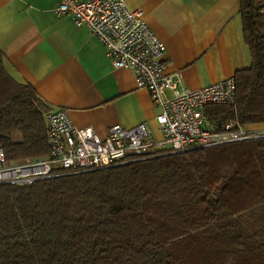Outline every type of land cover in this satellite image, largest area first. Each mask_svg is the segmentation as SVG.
I'll return each instance as SVG.
<instances>
[{
  "label": "trees",
  "instance_id": "obj_1",
  "mask_svg": "<svg viewBox=\"0 0 264 264\" xmlns=\"http://www.w3.org/2000/svg\"><path fill=\"white\" fill-rule=\"evenodd\" d=\"M238 1L250 66L206 113L248 126L264 123V0ZM3 60L0 147L44 157L49 107ZM0 264H264V136L0 184Z\"/></svg>",
  "mask_w": 264,
  "mask_h": 264
},
{
  "label": "crops",
  "instance_id": "obj_2",
  "mask_svg": "<svg viewBox=\"0 0 264 264\" xmlns=\"http://www.w3.org/2000/svg\"><path fill=\"white\" fill-rule=\"evenodd\" d=\"M61 0H0V50L7 73L34 89L49 109L67 110L77 128L104 138L110 126L157 125L147 90L128 69H113L100 42L67 15ZM141 9L166 48L167 71L190 89L234 77L250 66L238 0H122ZM264 130V123L248 125Z\"/></svg>",
  "mask_w": 264,
  "mask_h": 264
},
{
  "label": "built area",
  "instance_id": "obj_3",
  "mask_svg": "<svg viewBox=\"0 0 264 264\" xmlns=\"http://www.w3.org/2000/svg\"><path fill=\"white\" fill-rule=\"evenodd\" d=\"M122 0H61L56 16L67 15L85 26L101 44L113 69H128L136 88L149 93L157 109V137L148 121L132 128L110 126L104 138L90 128H77L67 110L43 112L48 153L11 162L0 147V184L26 186L64 173L100 170L132 160L184 152L264 136L263 130L236 119H214L210 105L233 106V77L199 89L181 83L179 73L167 71L166 48L150 30L141 9L130 10Z\"/></svg>",
  "mask_w": 264,
  "mask_h": 264
},
{
  "label": "rangeland",
  "instance_id": "obj_4",
  "mask_svg": "<svg viewBox=\"0 0 264 264\" xmlns=\"http://www.w3.org/2000/svg\"><path fill=\"white\" fill-rule=\"evenodd\" d=\"M263 131H264V130H263ZM15 136H16V137H18V136H19V134H15Z\"/></svg>",
  "mask_w": 264,
  "mask_h": 264
}]
</instances>
